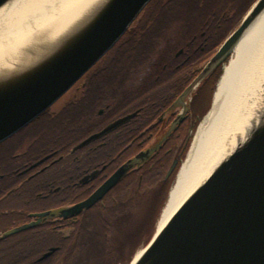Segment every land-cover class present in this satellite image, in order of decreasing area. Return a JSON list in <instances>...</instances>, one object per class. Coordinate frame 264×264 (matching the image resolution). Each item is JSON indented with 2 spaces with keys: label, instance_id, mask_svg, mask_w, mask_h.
Wrapping results in <instances>:
<instances>
[{
  "label": "flooded vegetation",
  "instance_id": "af4514ba",
  "mask_svg": "<svg viewBox=\"0 0 264 264\" xmlns=\"http://www.w3.org/2000/svg\"><path fill=\"white\" fill-rule=\"evenodd\" d=\"M199 36L193 35L174 58L164 61L163 69H177L171 75L155 76L156 57L150 56L142 65L134 61L125 76L119 72L110 80L108 51L52 105L0 142V264H90L91 218L103 224L121 196L136 193L145 175L162 171L172 140L188 118L154 156L93 206L73 216H60V211L90 196L170 125L178 111L168 109L192 70L209 56L203 53L204 32ZM166 45L161 42L159 47ZM26 224L32 225L7 234Z\"/></svg>",
  "mask_w": 264,
  "mask_h": 264
},
{
  "label": "water",
  "instance_id": "95a60500",
  "mask_svg": "<svg viewBox=\"0 0 264 264\" xmlns=\"http://www.w3.org/2000/svg\"><path fill=\"white\" fill-rule=\"evenodd\" d=\"M7 1L0 0V7ZM149 1L86 0L55 34L43 37L47 32L43 33L16 49L13 57L0 62V142L52 105L94 66ZM263 10L264 0H255L238 24L200 63L199 72L168 109L178 111L170 125L90 196L62 209L60 216L77 215L93 206L128 172L154 156L185 118L189 116L192 120L191 101L197 89L219 65L224 71L223 63L230 52ZM177 163L175 158L165 179ZM132 261L129 264H264V113L243 141L218 163Z\"/></svg>",
  "mask_w": 264,
  "mask_h": 264
},
{
  "label": "bare ground",
  "instance_id": "6f19581e",
  "mask_svg": "<svg viewBox=\"0 0 264 264\" xmlns=\"http://www.w3.org/2000/svg\"><path fill=\"white\" fill-rule=\"evenodd\" d=\"M79 1H7L0 7V62L13 57L16 49L43 33L47 32L43 37L55 34L86 0ZM233 52L215 89L213 104L201 119L180 165L154 233L243 141L264 113V10L244 32ZM140 252L141 249L131 260Z\"/></svg>",
  "mask_w": 264,
  "mask_h": 264
},
{
  "label": "trees",
  "instance_id": "16d2710c",
  "mask_svg": "<svg viewBox=\"0 0 264 264\" xmlns=\"http://www.w3.org/2000/svg\"><path fill=\"white\" fill-rule=\"evenodd\" d=\"M254 1L255 0H150L126 32L107 53L106 58L109 57L113 62L105 68L111 69V71L107 73L110 80L119 72L125 76L127 73L126 69H130L134 61H137L138 65H142L150 56L156 57V69H153L155 76H161L166 73L171 75L175 73L177 69H163L164 61H169L171 58H174L175 51L180 47H186L187 40L193 35L196 34L198 35V39H202V37L199 36L201 32H204L206 43L203 53L207 56L210 55L238 24ZM161 42H165L167 45L159 47ZM189 52L194 54L192 48ZM146 66L147 64L143 68ZM166 66L168 67L170 65L167 64ZM199 70L200 69L192 70L191 75L186 80V86ZM221 73L222 67L219 65L197 89L191 101L193 119L194 110L197 109L196 106L202 93L204 90H207L209 91L210 98H212L214 87ZM205 108L206 105L203 106L202 109ZM204 113L205 112H203L200 117H202ZM187 118L189 121V116ZM187 123L182 133L172 140L169 160L161 165L162 176L160 180L157 181V183H161L163 186V192L161 194L162 205L159 210H161L165 204L171 182L188 148L190 137H188L187 132L190 127L187 126ZM194 125L192 124V126ZM175 158H178V163L168 179L164 180L165 173L170 163ZM142 181L143 180H141V182ZM125 196L127 195L124 194L121 196L120 200ZM111 209L110 214L114 216V207ZM112 218L115 219L116 217L114 216ZM103 225L108 228L109 220H104ZM112 250L113 255L111 256L112 253L108 254L106 264H115L119 262L120 257L118 256L117 248L112 247Z\"/></svg>",
  "mask_w": 264,
  "mask_h": 264
},
{
  "label": "rangeland",
  "instance_id": "374dc122",
  "mask_svg": "<svg viewBox=\"0 0 264 264\" xmlns=\"http://www.w3.org/2000/svg\"><path fill=\"white\" fill-rule=\"evenodd\" d=\"M233 54L234 52L232 50L223 63V67L230 61ZM146 69V67L142 68L143 71H146ZM215 88L216 86L214 90ZM198 101L197 109L194 110V119L192 118L187 123V126L190 127L187 132L188 137H190L188 148L201 119L211 107L212 98H210L209 91L204 90ZM208 103H210V107L205 112V109L202 108ZM203 112H205L204 116L200 117ZM188 148L180 164L186 158ZM161 176L162 171L160 170H154L152 174L145 175L143 181L138 185L139 187L135 194L129 193L122 200L116 202L114 206V216L116 218H112L109 212L105 214L106 219L109 220L108 228L101 221L99 222V219L95 217L91 218L92 231L88 236L90 264L106 263L108 254L113 251L111 246L117 248V253L120 257L119 264H128L135 253L147 244L154 234L156 222L160 215L159 211H161L159 209L162 205L161 194L163 192V186L161 183H157ZM176 176L177 174H175L171 182L168 193L175 182ZM122 192L125 193L124 191Z\"/></svg>",
  "mask_w": 264,
  "mask_h": 264
},
{
  "label": "crops",
  "instance_id": "0c3cea01",
  "mask_svg": "<svg viewBox=\"0 0 264 264\" xmlns=\"http://www.w3.org/2000/svg\"><path fill=\"white\" fill-rule=\"evenodd\" d=\"M210 107V103H208L207 105H206V110H205V112L207 111V109Z\"/></svg>",
  "mask_w": 264,
  "mask_h": 264
}]
</instances>
